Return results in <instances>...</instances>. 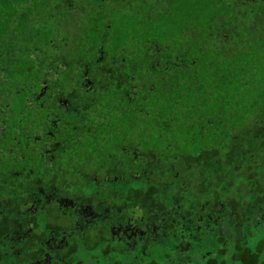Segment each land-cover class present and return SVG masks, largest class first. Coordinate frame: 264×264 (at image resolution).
<instances>
[{
  "label": "trees",
  "instance_id": "1",
  "mask_svg": "<svg viewBox=\"0 0 264 264\" xmlns=\"http://www.w3.org/2000/svg\"><path fill=\"white\" fill-rule=\"evenodd\" d=\"M95 203L198 264H259L264 0H0V263Z\"/></svg>",
  "mask_w": 264,
  "mask_h": 264
},
{
  "label": "flooded vegetation",
  "instance_id": "2",
  "mask_svg": "<svg viewBox=\"0 0 264 264\" xmlns=\"http://www.w3.org/2000/svg\"><path fill=\"white\" fill-rule=\"evenodd\" d=\"M116 207L98 203L79 207L81 213L73 217L74 222L68 223L67 228H55L48 233L45 257L28 264H164L169 254L154 251L168 253L175 248L165 239L163 220L151 223L139 213L125 220L118 215ZM34 210L42 213L39 206ZM34 210L31 213H36ZM68 217L66 213L64 221L69 222ZM38 221L43 229L47 219L39 216ZM86 238L88 242H95V248L89 244L84 246ZM10 260L3 257L0 264H8Z\"/></svg>",
  "mask_w": 264,
  "mask_h": 264
},
{
  "label": "rangeland",
  "instance_id": "3",
  "mask_svg": "<svg viewBox=\"0 0 264 264\" xmlns=\"http://www.w3.org/2000/svg\"><path fill=\"white\" fill-rule=\"evenodd\" d=\"M214 219L211 223L208 224V228H206L205 230V235H208L209 234V230L211 231L212 230V227H217L216 230H214V235L212 237V241H211V245H213L214 247H217L215 246L216 243V239L218 238V236H220L219 238H223L224 236H226V241L221 245V247H228L229 244H231L233 242V239H234V233L232 232V230H230V228L228 227V223H225V221L223 219ZM213 225V226H212ZM164 234V233H163ZM262 234L264 235V230L262 231ZM172 235V234H171ZM171 235H168V234H165V239L169 240V238L171 237ZM257 235V234H254V236ZM250 236V234H249ZM175 237L176 235L174 236V240H175ZM205 236L204 237H199L197 239V241L194 243V245L196 246H201V244H204L205 242ZM225 238V237H224ZM250 239H252L251 237H249ZM173 240V241H174ZM195 240V239H194ZM169 241H172V240H169ZM171 244H176L175 242H170ZM193 245V246H194ZM173 246V245H172ZM175 248V246L173 247ZM165 251H168V249H165ZM156 252H162V254H169V258H167V260H165L166 262H164V264H187V260L189 261L190 264H194L195 260H193L192 257L190 258H186L184 257L183 255H180V253L178 252H171V251H168V253H164V251L162 250H155L154 253ZM230 256L229 254H226L224 256V258L222 259V261L224 262L223 264H230ZM77 264V262L75 263ZM81 264H85V263H81ZM259 264H264V254H262L259 258Z\"/></svg>",
  "mask_w": 264,
  "mask_h": 264
}]
</instances>
